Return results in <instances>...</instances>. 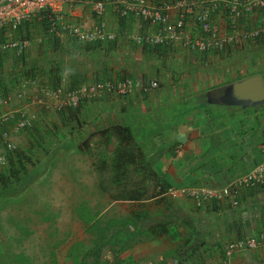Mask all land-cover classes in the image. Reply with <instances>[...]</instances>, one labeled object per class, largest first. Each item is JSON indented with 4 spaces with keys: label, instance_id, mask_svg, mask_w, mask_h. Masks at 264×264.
<instances>
[{
    "label": "crops",
    "instance_id": "0c3cea01",
    "mask_svg": "<svg viewBox=\"0 0 264 264\" xmlns=\"http://www.w3.org/2000/svg\"><path fill=\"white\" fill-rule=\"evenodd\" d=\"M104 1L101 15L94 10L95 0H79L62 3L54 16L38 12L18 29L0 28V44L30 42L24 52L0 49V161H11L7 170L0 163V188L20 183L38 162L57 158L59 169L42 173L32 189L47 195L41 216L0 218V264H222L227 259L229 264H264V244L226 255L230 242L257 238L264 229V184L239 185L233 196L202 201L183 191L227 187L264 162V143L254 140L253 133L243 136L242 120L213 111L207 98L219 86L264 76V39L220 52H201L186 43V38L205 35L195 20L204 12L219 34L232 33V0H198L189 14L185 4L191 0H148L151 6L174 5L164 24L122 16L118 2ZM184 15L185 26L176 31L179 37H172L169 26ZM263 23L264 6L235 28ZM63 24L100 26L115 39L83 42L63 30ZM157 35L161 42L147 39ZM126 78L157 80L159 87L127 94L104 91L75 108L61 106L59 98L42 90ZM24 117L30 124L18 129ZM149 127L174 134L141 141ZM126 130L134 137L135 163L115 174L112 165L99 163L116 156L103 153L101 142L128 134ZM8 141L28 147L27 156L13 157ZM13 169L19 170L17 176ZM48 173L52 178L46 181ZM115 175L120 179L114 181ZM60 191L78 194V204H67L68 212L59 211L66 205L60 203ZM85 192L95 194L85 201L90 219L78 211ZM118 192L129 194L117 197ZM130 192L141 198L133 199ZM102 243L97 260L92 251Z\"/></svg>",
    "mask_w": 264,
    "mask_h": 264
},
{
    "label": "built area",
    "instance_id": "2783aa9c",
    "mask_svg": "<svg viewBox=\"0 0 264 264\" xmlns=\"http://www.w3.org/2000/svg\"><path fill=\"white\" fill-rule=\"evenodd\" d=\"M122 7L119 9L122 16L133 14L140 17L145 22L151 24H164L169 19L168 11L174 5L171 3H162L160 5L151 6L148 0H115ZM198 0H191L185 4L187 13H191L194 9V4ZM79 0H0V28L10 26L13 29H18L25 21L30 20L38 12L46 11L57 14L60 11V5L67 3L75 5ZM184 5V6H185ZM228 10V19L230 24L234 27V31L230 34H219L209 18L207 12L201 13L195 17L199 22L201 29L205 32L202 37L192 40L186 38V43L198 51L206 52L215 49L218 52L224 51L230 46H245L252 42H257L264 37V23L256 28L246 30H236V24L242 21L247 15L251 14L259 7L264 6V0H232ZM94 10L101 15L105 11V1L95 0ZM187 17L184 15L180 17L174 24L169 26V33L172 37H179V29L185 26ZM63 30H69L75 37L83 42H104L112 41L115 35L107 32L102 27L86 28L80 25L63 24ZM151 42H161L162 35L150 36L147 38ZM30 42L28 39L6 41L0 44V49H17L24 52L28 49ZM159 87L157 80L149 79L143 80L139 78H126L121 82H112L110 80H102L93 84H85L71 90H64L62 87L49 88L44 86L43 91L47 95L55 96L61 100L60 105L65 107H78L85 98L97 96L100 93L116 91L119 94H127L134 88L141 90H151ZM22 96V94H19ZM7 101L6 99H2ZM30 124V121L24 117L18 123V129L25 128ZM9 149H14L12 142H7ZM264 184V162L258 164L250 172L238 177L227 187L220 189L206 188V187H185L183 191L190 196L195 197L199 201L210 199H222L224 197L233 196L234 190L239 185L255 186ZM264 244V229L260 235L256 237L242 238L230 242L226 246V255L231 257L234 252L244 249H253L259 245ZM222 264H229L228 259Z\"/></svg>",
    "mask_w": 264,
    "mask_h": 264
},
{
    "label": "rangeland",
    "instance_id": "374dc122",
    "mask_svg": "<svg viewBox=\"0 0 264 264\" xmlns=\"http://www.w3.org/2000/svg\"><path fill=\"white\" fill-rule=\"evenodd\" d=\"M53 22H55V20L52 19V23ZM261 73L264 75V72H261ZM208 106L213 111L217 113H221L222 115L235 114V117L237 116V119H236L237 122L240 119L243 122V136H246V134L249 136L250 133L251 134L253 133L254 140L258 141L260 144L264 143V105H259L258 107L253 106V107L243 108V106H240V105H219V104L211 103V104H208ZM173 134H174V131L170 129H157V128L149 127V128L144 129V131H142L140 139L141 141H143V140H146L147 138H151V139H155L156 141H160V140H166L170 138ZM120 141H121L120 137H115V138L108 137L107 141L106 140L102 141L101 143L104 145L103 153L115 154L118 148L121 147L122 142ZM27 148L28 147L26 146L17 145L11 151L9 150V152L12 154L13 157L20 156L22 158H25L27 156L26 152H28V150L26 151ZM70 150L71 148L67 149L66 152L70 153L69 152ZM57 153H59V151H56V154ZM34 159L35 161H37L36 160L37 158H34ZM0 163L3 166L6 165L5 167L2 166V170H4V168L7 170L11 166V161L7 162V158H6V161H2V162L0 161ZM99 163L101 166L110 164L112 165V169L114 170L113 162H108L106 160H100ZM57 166H58L57 158L49 162H47V160L38 162L34 165L33 169H31L28 173H26L23 176L20 183L9 186L7 188H0V218L4 217L8 219L12 216L13 217L16 216V214H19V215L24 214L25 216L28 214L32 216H36V215L39 216L38 214H40L41 216V213L43 212V210H45L43 208L44 207L43 204H48L47 201H43V195L45 196L47 195L42 192H39V190H35V193H33L32 189L34 188V185L37 179L39 178V176H41L42 173L45 174L48 171H50V173L51 171H59V169H57ZM29 169H30V166H29ZM3 173L5 172L3 171ZM51 178L52 176H50V174L48 173L46 181L47 179L49 180ZM106 178L107 177H104L103 179L105 180ZM118 179H120L119 175H115L114 181H117ZM33 194L35 196V199L31 200L30 197ZM119 194H123V193L121 192H118V194L115 193V195H119ZM128 194L124 193L123 195L127 196ZM58 195H61L60 203L66 204V205H61V209H59V211L61 212L69 211V209L67 208L68 206L67 204H76V203L78 204V194H74L73 192L65 193V192L60 191ZM64 195L67 197L66 202H65ZM93 195L95 194H92L90 192L82 193L83 203L79 205L78 211L82 213L85 219H90L92 217V213H91L92 211L90 209V206L87 203H85V201L88 202L91 196ZM102 195L100 194V196ZM25 204H31V205L28 207ZM37 204H40V205H37ZM47 210L48 209H46V212Z\"/></svg>",
    "mask_w": 264,
    "mask_h": 264
},
{
    "label": "water",
    "instance_id": "95a60500",
    "mask_svg": "<svg viewBox=\"0 0 264 264\" xmlns=\"http://www.w3.org/2000/svg\"><path fill=\"white\" fill-rule=\"evenodd\" d=\"M208 101L221 105H240L243 108L264 105V77L254 74L210 90Z\"/></svg>",
    "mask_w": 264,
    "mask_h": 264
},
{
    "label": "trees",
    "instance_id": "16d2710c",
    "mask_svg": "<svg viewBox=\"0 0 264 264\" xmlns=\"http://www.w3.org/2000/svg\"><path fill=\"white\" fill-rule=\"evenodd\" d=\"M43 23L45 24V22H43ZM50 23L52 24V21H50ZM261 39H264V37ZM127 132H128V134H125V135H122L121 133H119L120 137H121L120 142H122V143H121V147L118 148V150L116 151V153H115L116 156H115L114 161H113V167H114L115 173H122L123 170L127 169L128 166H130V164L135 163L134 159H133L134 153H136L135 152L134 137L130 131H127ZM18 172H19V170L13 169L12 175L17 176ZM130 194H131L130 195L131 197H134L133 199H135V197L141 198V195L137 192H130ZM116 196H123V194H119ZM101 245L102 246H100V248L96 247L92 251V253L97 258V260L99 259L98 257H100V255H101L100 254L101 249L103 248L104 245H106V243H102ZM87 263L88 262L86 260L83 261V264H87Z\"/></svg>",
    "mask_w": 264,
    "mask_h": 264
},
{
    "label": "clouds",
    "instance_id": "9594fccd",
    "mask_svg": "<svg viewBox=\"0 0 264 264\" xmlns=\"http://www.w3.org/2000/svg\"><path fill=\"white\" fill-rule=\"evenodd\" d=\"M261 40V39H260ZM26 51V50H25ZM258 107V106H257Z\"/></svg>",
    "mask_w": 264,
    "mask_h": 264
}]
</instances>
